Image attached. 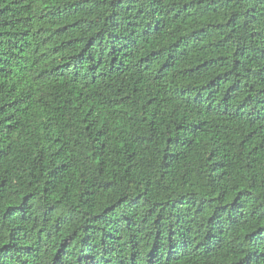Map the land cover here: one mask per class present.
I'll use <instances>...</instances> for the list:
<instances>
[{"label":"trees","instance_id":"trees-1","mask_svg":"<svg viewBox=\"0 0 264 264\" xmlns=\"http://www.w3.org/2000/svg\"><path fill=\"white\" fill-rule=\"evenodd\" d=\"M0 264H264V0H0Z\"/></svg>","mask_w":264,"mask_h":264}]
</instances>
